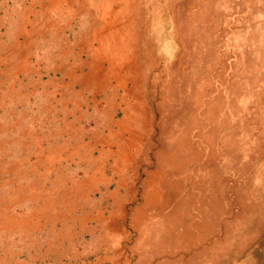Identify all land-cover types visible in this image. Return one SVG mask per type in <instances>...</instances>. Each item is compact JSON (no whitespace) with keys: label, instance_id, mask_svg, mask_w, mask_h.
Returning <instances> with one entry per match:
<instances>
[{"label":"rangeland","instance_id":"obj_1","mask_svg":"<svg viewBox=\"0 0 264 264\" xmlns=\"http://www.w3.org/2000/svg\"><path fill=\"white\" fill-rule=\"evenodd\" d=\"M53 1L0 0V264H264V0H126L129 75Z\"/></svg>","mask_w":264,"mask_h":264},{"label":"bare ground","instance_id":"obj_2","mask_svg":"<svg viewBox=\"0 0 264 264\" xmlns=\"http://www.w3.org/2000/svg\"><path fill=\"white\" fill-rule=\"evenodd\" d=\"M58 0H54L57 2ZM61 1V0H60ZM70 3V9L79 7V13L81 12L82 4L85 0L77 1L72 0ZM99 10L101 11V17L97 19L93 14H90L92 29H98L101 36L98 40V46L101 51L106 52L100 67L110 73L114 69L118 71L131 73L129 68V55L126 53V37L124 31L128 28L127 20V1L126 0H98ZM129 1V0H128ZM130 3V2H129ZM129 7V6H128ZM96 11V10H95ZM94 11V13H95ZM97 12V11H96ZM93 13V12H92ZM97 14V13H96ZM123 62V65L118 64ZM108 67H105V65ZM128 73V75H129Z\"/></svg>","mask_w":264,"mask_h":264}]
</instances>
